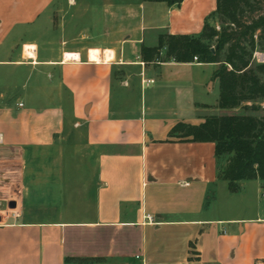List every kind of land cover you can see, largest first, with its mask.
<instances>
[{"label": "crops", "instance_id": "crops-1", "mask_svg": "<svg viewBox=\"0 0 264 264\" xmlns=\"http://www.w3.org/2000/svg\"><path fill=\"white\" fill-rule=\"evenodd\" d=\"M215 10L0 0V264L264 261V182L232 193L214 143L168 135L230 113L218 64L141 57L160 33L198 36Z\"/></svg>", "mask_w": 264, "mask_h": 264}, {"label": "trees", "instance_id": "trees-1", "mask_svg": "<svg viewBox=\"0 0 264 264\" xmlns=\"http://www.w3.org/2000/svg\"><path fill=\"white\" fill-rule=\"evenodd\" d=\"M180 4L183 0H145ZM259 0H216L219 29L205 22L198 36L158 35L155 46L142 45L144 62L216 63L211 78L219 84L218 107L260 111L264 103V62L254 52L264 49V7ZM169 137L214 143L217 178L228 182L232 193L240 182H264V115L225 113L208 115L200 124L177 122ZM254 264H264L261 263Z\"/></svg>", "mask_w": 264, "mask_h": 264}, {"label": "rangeland", "instance_id": "rangeland-1", "mask_svg": "<svg viewBox=\"0 0 264 264\" xmlns=\"http://www.w3.org/2000/svg\"><path fill=\"white\" fill-rule=\"evenodd\" d=\"M259 6L264 7V0H259ZM213 26L216 27V29H219L220 23L218 21V17L214 16L210 22ZM262 44L264 45V38L262 39ZM253 59L255 62H264V49H258L257 51L254 52ZM210 68V66H208ZM207 69V68H206ZM262 80L264 81V76H261ZM215 93V91H214ZM213 98H215V95L213 96L212 94H209L207 97L208 102H213ZM261 107H264V103L261 104ZM230 113H237V114H244V113H252L254 115H264V109L261 108L260 111H249V110H244L241 106L232 109L229 111ZM5 208L3 199L0 201V209Z\"/></svg>", "mask_w": 264, "mask_h": 264}, {"label": "built area", "instance_id": "built-area-1", "mask_svg": "<svg viewBox=\"0 0 264 264\" xmlns=\"http://www.w3.org/2000/svg\"><path fill=\"white\" fill-rule=\"evenodd\" d=\"M70 58H74V57L71 56ZM194 61H197V58H196V57H194ZM152 82H153V80H150V79L145 80V83H146V84H150V83H152Z\"/></svg>", "mask_w": 264, "mask_h": 264}, {"label": "bare ground", "instance_id": "bare-ground-1", "mask_svg": "<svg viewBox=\"0 0 264 264\" xmlns=\"http://www.w3.org/2000/svg\"><path fill=\"white\" fill-rule=\"evenodd\" d=\"M106 57H108V56H106Z\"/></svg>", "mask_w": 264, "mask_h": 264}]
</instances>
